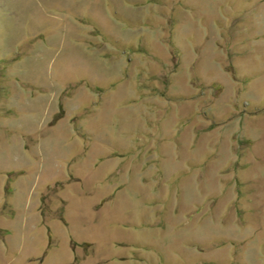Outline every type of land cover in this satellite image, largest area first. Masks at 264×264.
I'll use <instances>...</instances> for the list:
<instances>
[{
  "label": "rangeland",
  "instance_id": "374dc122",
  "mask_svg": "<svg viewBox=\"0 0 264 264\" xmlns=\"http://www.w3.org/2000/svg\"><path fill=\"white\" fill-rule=\"evenodd\" d=\"M0 264H264V0H0Z\"/></svg>",
  "mask_w": 264,
  "mask_h": 264
}]
</instances>
